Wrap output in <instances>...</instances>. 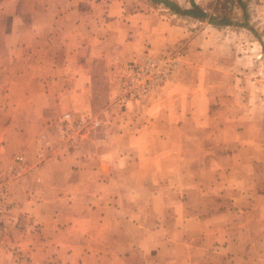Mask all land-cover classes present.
I'll use <instances>...</instances> for the list:
<instances>
[{"label":"crops","instance_id":"crops-1","mask_svg":"<svg viewBox=\"0 0 264 264\" xmlns=\"http://www.w3.org/2000/svg\"><path fill=\"white\" fill-rule=\"evenodd\" d=\"M177 16L151 0H0V166L17 152L33 160L45 139L52 145L36 180L17 186L14 195L23 219L10 245L22 258L0 248V264H25L24 256L32 264H223L208 260L224 231L220 206L211 214L216 225L201 227L200 260L176 254L172 242L146 254L145 235L186 233L178 220L192 207L188 186L177 181L179 167L200 161L186 158L184 147L187 74L177 70L131 126L113 115L109 66L176 43L186 35L171 18ZM103 76L101 127L83 134L75 148L59 145L53 118L94 111ZM163 219L178 226L164 228ZM262 242L264 234L253 256L231 264H264Z\"/></svg>","mask_w":264,"mask_h":264},{"label":"rangeland","instance_id":"rangeland-1","mask_svg":"<svg viewBox=\"0 0 264 264\" xmlns=\"http://www.w3.org/2000/svg\"><path fill=\"white\" fill-rule=\"evenodd\" d=\"M195 2L215 21L223 19L228 23H209L208 18L171 17L186 35L158 51L146 52L157 54L166 49L177 50L180 58L177 70L187 74L185 90L191 94L187 115L190 119L185 122L188 136L184 147L190 150L186 158L200 160L178 168L181 172L177 174V181L186 183L192 199L187 218L178 220L179 227L186 233L172 236L146 234V254L156 253L154 249L158 244L172 242L178 246L176 254L200 260V254L205 250L201 227L216 225L217 217L211 214L216 206H220L224 209L222 219L219 217L224 231L210 246L208 260L220 259L223 264H231L234 260H247L253 256L257 240L264 234V215H255L257 211H264V0H243L246 17L238 0ZM174 75L144 100H130L126 106L118 101L117 91H114L113 115L120 116L119 123L131 126ZM109 82L111 89L114 88L110 78ZM106 83V76L98 81L102 91H99L94 111L77 114L68 111L53 118L59 145L75 148L84 139L83 134L101 127L106 114L103 106H97L104 104ZM66 113L70 114L69 122L64 121ZM77 120L85 122L84 127L69 137L65 133L67 125L74 127L73 122ZM49 140H43L33 160L25 152L15 153L24 154L26 171L9 185L11 221L6 233L0 235V248L14 249L15 254L20 255L18 259L22 258L21 251L15 246L12 248L10 243L13 233L21 228L23 212L14 195L17 186L36 180L38 168L51 156ZM41 149L44 158L36 171L30 173L28 169ZM15 154L0 169L6 168ZM204 212L210 215L209 220L201 218ZM146 222L154 221L146 218ZM162 224L164 228L177 225L170 219H163ZM23 258L25 264H32L30 257ZM56 263L50 260L46 264Z\"/></svg>","mask_w":264,"mask_h":264},{"label":"built area","instance_id":"built-area-1","mask_svg":"<svg viewBox=\"0 0 264 264\" xmlns=\"http://www.w3.org/2000/svg\"><path fill=\"white\" fill-rule=\"evenodd\" d=\"M180 58L177 50L166 49L157 54L132 55L120 57L112 62L109 78L117 91V99L123 106L130 100H144L150 94L161 88V85L170 79L177 71ZM70 114H64V121L69 122ZM74 127L67 125L68 136L74 132L79 133L84 127L82 120H77ZM74 128V129H73ZM37 160L28 169L30 173L36 171L39 163L44 158L41 149ZM24 154H15L6 168L0 169V235L6 233L11 221L10 204L8 203V188L12 180L20 178L25 168ZM10 202V201H9Z\"/></svg>","mask_w":264,"mask_h":264},{"label":"trees","instance_id":"trees-1","mask_svg":"<svg viewBox=\"0 0 264 264\" xmlns=\"http://www.w3.org/2000/svg\"><path fill=\"white\" fill-rule=\"evenodd\" d=\"M152 2L156 3V4H162L164 5V7L168 8L170 11H172L173 13H176L178 16L181 17H187V18H199V19H203V18H208V22L209 23H214V24H222V23H228L227 20H218L215 21L214 17L211 15H208L207 12L205 10H203L196 2L195 0H190V7L188 8H182L179 6L178 2L174 1V0H151ZM238 2L240 3V5L243 8V15L244 17L247 16V12L245 9V5L243 3V0H238Z\"/></svg>","mask_w":264,"mask_h":264}]
</instances>
